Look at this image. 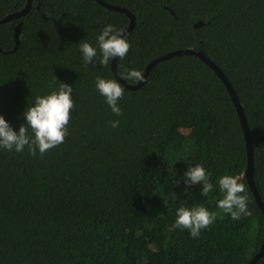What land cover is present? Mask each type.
<instances>
[{
	"label": "trees",
	"instance_id": "1",
	"mask_svg": "<svg viewBox=\"0 0 264 264\" xmlns=\"http://www.w3.org/2000/svg\"><path fill=\"white\" fill-rule=\"evenodd\" d=\"M26 1L0 0V19ZM103 1L135 19L131 49L116 58L120 77L185 48L221 69L249 128L264 206V0ZM128 23L125 13L96 0H31L22 17L0 23V115L13 129L26 123L23 113L35 97L60 82L72 85L76 103L63 144L43 156L27 147L0 149V264H243L258 251L264 219L244 176L245 138L215 72L194 55H174L129 89L111 61L83 65L81 41L95 47L105 25ZM97 76L124 87L122 116L100 95ZM113 120L119 127L110 126ZM198 163L211 174L207 196L202 185L184 186L185 171ZM225 174L247 186L250 216L233 220L217 207ZM201 204L218 216L193 239L175 227L176 214ZM253 264H264V253Z\"/></svg>",
	"mask_w": 264,
	"mask_h": 264
},
{
	"label": "clouds",
	"instance_id": "2",
	"mask_svg": "<svg viewBox=\"0 0 264 264\" xmlns=\"http://www.w3.org/2000/svg\"><path fill=\"white\" fill-rule=\"evenodd\" d=\"M131 49V43L124 30L113 24H107L97 37L96 46L90 42L81 41L79 50L85 67L99 63L107 66L109 61L119 58L123 60ZM121 79L142 81V71L126 69ZM96 88L105 102L116 116L123 112L119 101L123 98L125 89L116 79L96 77ZM73 87L60 82L59 88L45 95H37L34 103L29 105L23 113L26 123L15 131L3 115H0V149L21 153L27 147L32 156L39 152L43 156L46 152L63 144L69 135V124L72 112L76 108L72 96ZM113 128L119 127V120L109 121ZM211 174L203 164L190 166L184 173V186L189 188L197 184L202 185L201 195L207 196L213 191ZM218 186L223 198L217 202V207L223 213L230 215L233 220L250 216L247 186L240 182L238 176L225 174L218 179ZM175 227L187 229L193 239L198 238L202 230L208 229L217 219L218 213L210 211L204 205L192 207L181 206L177 210Z\"/></svg>",
	"mask_w": 264,
	"mask_h": 264
},
{
	"label": "water",
	"instance_id": "3",
	"mask_svg": "<svg viewBox=\"0 0 264 264\" xmlns=\"http://www.w3.org/2000/svg\"><path fill=\"white\" fill-rule=\"evenodd\" d=\"M98 3H100L101 5L107 7L108 9L111 10H115V11H119V12H123L125 13L128 18H129V23L126 27L123 28L125 35L127 36L129 34V32L132 30L134 24H135V19L133 14L127 10L124 7H120L118 5H114V4H110L107 3L103 0H96ZM31 7V0H27L25 6L14 13L5 15L4 17H2L0 19V23L2 22H6L8 20H11L13 18H20L22 17L24 14L27 13V11L30 9ZM203 24V22L201 20L197 21L194 23V27L196 26H201ZM20 26H21V22H18L15 27H14V39H15V45L13 47V49L16 48V46L18 45L19 42V30H20ZM180 54H190V55H194L196 57H198L199 59H201L203 62H205L214 72L215 74L220 78V80L223 82L225 88L227 89L231 100L235 106L237 115H238V119L240 121L241 127H242V131H243V135L245 138V147H246V167L244 170V176L246 179V182L250 188V191L252 192V195L254 196V199L257 203V205L259 206V208L261 209V212L263 214V219H264V206L263 203L261 202V199L259 197V194L257 192V188L255 186L254 183V179H253V151H252V144H251V139H250V133H249V128L245 119V116L243 114V110L241 108V105L239 103V100L237 98V95L235 94V91L233 90L231 84L229 83L228 79L225 77V75L223 74V72L221 71V69L208 57H206L202 51L198 50H193L190 48H185V49H175L173 51H170L168 53H165L163 55H160L154 59H152L149 63H147V65L145 66V68L142 71V75L144 77V79L142 81H137L136 83H127L125 82L123 79H121V77L119 76L117 69H116V59L111 60L110 62V67L111 70L115 76V78L126 88L129 89H136L139 86H141L145 80H146V75L148 73V71L150 70V68L156 64L157 62L163 60V59H167L170 58L174 55H180ZM264 253V237L262 240V243L258 249V251L253 255V257L246 263L243 264H253L255 263V261Z\"/></svg>",
	"mask_w": 264,
	"mask_h": 264
}]
</instances>
